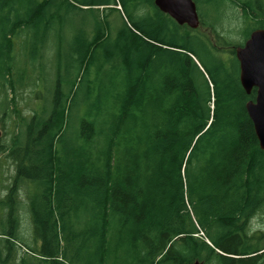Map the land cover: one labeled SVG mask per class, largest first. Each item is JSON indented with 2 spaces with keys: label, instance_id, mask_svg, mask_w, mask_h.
<instances>
[{
  "label": "trees",
  "instance_id": "16d2710c",
  "mask_svg": "<svg viewBox=\"0 0 264 264\" xmlns=\"http://www.w3.org/2000/svg\"><path fill=\"white\" fill-rule=\"evenodd\" d=\"M194 1L195 29L154 0H0V120L46 80L16 77L20 64L55 68L0 144L16 166L0 231L30 249L22 264H264V232L249 230L264 208L256 89L235 55L264 28V0Z\"/></svg>",
  "mask_w": 264,
  "mask_h": 264
},
{
  "label": "rangeland",
  "instance_id": "374dc122",
  "mask_svg": "<svg viewBox=\"0 0 264 264\" xmlns=\"http://www.w3.org/2000/svg\"><path fill=\"white\" fill-rule=\"evenodd\" d=\"M238 11H240V8H237ZM230 9L228 10V15L230 17H235L236 12ZM79 22L81 21V18L78 17L77 19ZM236 23V21H235ZM232 22H228L225 24V26H231V27H237V25ZM30 38L33 37L32 34H30ZM238 37V36H237ZM236 37V38H237ZM20 41V40H19ZM30 63H22L20 64V67L16 68L14 70V75L16 77H19L20 75H31V77L36 79L38 76H45V81H38V84L36 86H25L24 88L17 89L18 92L14 93V99L12 100V107L9 109V116L6 114L3 116V118L0 120V130L2 131V137L0 138V144L3 145V147H7L11 143V139L13 137V134L15 130L17 129V123L19 121L20 115H29L31 110H33V107L36 106L37 103L40 101V95H36L34 90L39 92L41 95H44V93L50 88L51 82L48 80V76L54 74L55 68H54V62H50V59L46 58L43 62L42 66H39L37 62L33 63L32 61H29ZM73 73V72H72ZM67 88V85L65 86ZM12 97V94H11ZM2 103V97L0 95V107ZM1 114V113H0ZM16 166L14 162L7 157V152L2 151L0 153V198L5 197L6 193L8 192V189L6 186L10 185L13 176L15 175ZM22 199L25 201L26 196L25 192L22 191ZM4 209L0 207V216L3 214ZM2 217V216H1ZM1 217H0V224H1ZM20 217H21V235L24 239H26L27 243L30 244L31 247L38 244L35 241L34 233H33V226L30 219V215L27 211L26 205H22L20 209ZM249 230L251 233L256 232H264V208L259 211L249 222ZM5 242V235L0 231V244H2L0 248V255L6 260L5 264H20L22 259H29L31 260L32 257L27 255L26 253L30 252V249H28L24 244H21L19 241H16L15 245L12 246L10 250H8L6 247L10 246L8 243ZM4 243V244H3ZM32 253V252H31ZM34 254V253H32ZM29 264V263H25ZM48 264V263H43Z\"/></svg>",
  "mask_w": 264,
  "mask_h": 264
},
{
  "label": "water",
  "instance_id": "95a60500",
  "mask_svg": "<svg viewBox=\"0 0 264 264\" xmlns=\"http://www.w3.org/2000/svg\"><path fill=\"white\" fill-rule=\"evenodd\" d=\"M155 5L174 18L179 24L191 28L200 26V16L194 0H154ZM240 64V81L250 94L256 89L254 100L246 103L261 149L264 150V28L254 29L243 45L235 48ZM2 131L0 130V138ZM194 264H201L198 261Z\"/></svg>",
  "mask_w": 264,
  "mask_h": 264
},
{
  "label": "flooded vegetation",
  "instance_id": "af4514ba",
  "mask_svg": "<svg viewBox=\"0 0 264 264\" xmlns=\"http://www.w3.org/2000/svg\"><path fill=\"white\" fill-rule=\"evenodd\" d=\"M21 217H20V221H19V223H18V226H19V228H18V230H19V232L21 233ZM14 231L15 230H13V233H14ZM12 238V237H11ZM16 241V240H15ZM11 243V242H10ZM11 246H13V244L11 245ZM22 262H23V260L21 261V263L20 264H22ZM39 262V261H38ZM36 264H37V262H35ZM42 263V262H41Z\"/></svg>",
  "mask_w": 264,
  "mask_h": 264
},
{
  "label": "bare ground",
  "instance_id": "6f19581e",
  "mask_svg": "<svg viewBox=\"0 0 264 264\" xmlns=\"http://www.w3.org/2000/svg\"><path fill=\"white\" fill-rule=\"evenodd\" d=\"M167 98V97H166ZM166 105V104H165ZM57 158V157H56ZM106 179V178H105ZM101 190V189H100ZM110 198V197H109ZM105 226V225H104ZM104 246V245H103Z\"/></svg>",
  "mask_w": 264,
  "mask_h": 264
}]
</instances>
